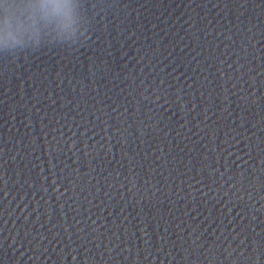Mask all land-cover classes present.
I'll return each instance as SVG.
<instances>
[{"label":"clouds","instance_id":"9594fccd","mask_svg":"<svg viewBox=\"0 0 264 264\" xmlns=\"http://www.w3.org/2000/svg\"><path fill=\"white\" fill-rule=\"evenodd\" d=\"M52 10L70 21L72 8L69 0H53ZM20 24L17 6L14 4L5 5L3 18L0 19V43H19ZM67 26L66 24L65 27Z\"/></svg>","mask_w":264,"mask_h":264}]
</instances>
